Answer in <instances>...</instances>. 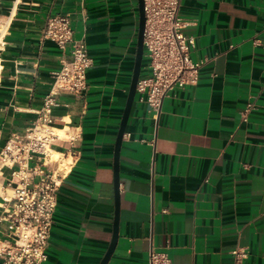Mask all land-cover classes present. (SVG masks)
I'll use <instances>...</instances> for the list:
<instances>
[{
	"label": "crops",
	"instance_id": "obj_1",
	"mask_svg": "<svg viewBox=\"0 0 264 264\" xmlns=\"http://www.w3.org/2000/svg\"><path fill=\"white\" fill-rule=\"evenodd\" d=\"M180 12L192 21L183 29L194 40L192 59L210 61L198 85L164 99L158 120L135 98L120 150L119 234L109 264H149L152 250L172 264H236L241 248L249 252L242 264H264V0H181ZM56 15L70 17L94 64L83 98L61 94L53 111L55 129L66 126L78 139L55 145L73 166L44 264H100L114 235L115 148L135 69L139 3L0 0V150L34 124L53 72L70 57V45L62 50L44 37ZM149 73L144 58L141 78ZM250 102L256 110L244 122ZM9 239L1 221L0 241Z\"/></svg>",
	"mask_w": 264,
	"mask_h": 264
},
{
	"label": "built area",
	"instance_id": "obj_2",
	"mask_svg": "<svg viewBox=\"0 0 264 264\" xmlns=\"http://www.w3.org/2000/svg\"><path fill=\"white\" fill-rule=\"evenodd\" d=\"M144 1V58L150 73L140 78L136 101L158 120L164 99L177 89L198 85L201 70L210 60L192 59L194 40L183 33L192 21L180 12L181 0ZM44 37L62 50L70 45L71 53L62 61L61 68L53 72L51 93L38 110L34 124L22 134H12L0 150V196L3 198L0 205L5 211L0 222H7L10 236L9 240L0 241L2 264H44L47 260L59 191L73 166L68 161V152H57L55 145L59 141L73 144L78 139L69 130H65L67 137H61L54 130L58 127L53 111L60 106L61 94L83 98L89 88L88 72L94 64L85 41L74 37L68 15L50 17ZM255 110V104L248 103L242 112V121L247 122ZM7 170L11 171L9 176ZM7 189L12 190V197H3ZM233 253L236 264H242L249 255L244 248ZM149 264H172V261L168 254L152 250Z\"/></svg>",
	"mask_w": 264,
	"mask_h": 264
},
{
	"label": "water",
	"instance_id": "obj_3",
	"mask_svg": "<svg viewBox=\"0 0 264 264\" xmlns=\"http://www.w3.org/2000/svg\"><path fill=\"white\" fill-rule=\"evenodd\" d=\"M139 3V34H138V43H137V54H136V62H135V69L131 81L130 91L128 95L127 105L123 114V118L121 121L119 134L116 142L115 148V158H114V176H115V193H116V218L114 223V235L111 242V245L105 254L103 260L100 264H109L110 258L114 253L118 242V234H119V209H120V150L122 146V141L124 134L126 132L127 123L130 117V112L132 110L133 104L136 98V90L137 84L141 78L143 60H144V31L146 25V15H145V1L138 0Z\"/></svg>",
	"mask_w": 264,
	"mask_h": 264
},
{
	"label": "bare ground",
	"instance_id": "obj_4",
	"mask_svg": "<svg viewBox=\"0 0 264 264\" xmlns=\"http://www.w3.org/2000/svg\"><path fill=\"white\" fill-rule=\"evenodd\" d=\"M54 130L56 131L57 129H54ZM57 133H58L60 136H61V134H63L62 131L59 130V129L57 130ZM61 137H62V136H61Z\"/></svg>",
	"mask_w": 264,
	"mask_h": 264
},
{
	"label": "rangeland",
	"instance_id": "obj_5",
	"mask_svg": "<svg viewBox=\"0 0 264 264\" xmlns=\"http://www.w3.org/2000/svg\"><path fill=\"white\" fill-rule=\"evenodd\" d=\"M65 130H68V128H66ZM61 136H62V137H67V135H66V131H65L63 134H61Z\"/></svg>",
	"mask_w": 264,
	"mask_h": 264
}]
</instances>
